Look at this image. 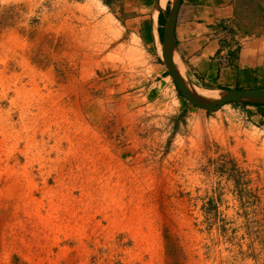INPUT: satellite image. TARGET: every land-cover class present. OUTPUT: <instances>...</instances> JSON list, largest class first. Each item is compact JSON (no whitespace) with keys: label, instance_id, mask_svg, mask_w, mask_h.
<instances>
[{"label":"rangeland","instance_id":"obj_1","mask_svg":"<svg viewBox=\"0 0 264 264\" xmlns=\"http://www.w3.org/2000/svg\"><path fill=\"white\" fill-rule=\"evenodd\" d=\"M235 3L237 42L264 36ZM122 10L0 0V264H264V130L187 104ZM260 54L228 85L263 88Z\"/></svg>","mask_w":264,"mask_h":264},{"label":"crops","instance_id":"obj_2","mask_svg":"<svg viewBox=\"0 0 264 264\" xmlns=\"http://www.w3.org/2000/svg\"><path fill=\"white\" fill-rule=\"evenodd\" d=\"M122 1L124 5L122 11L135 10L144 13L140 16V20L144 25L143 30H148L146 37L144 35L143 38L137 32L138 28L136 31L134 27H130L132 31L129 32L128 39L120 42L122 48H126L129 44L136 45L142 39H144L142 43L146 42L147 45V36L153 42L151 12L155 0ZM169 5L170 2L165 1L163 9L158 13V33L160 26L163 25L164 28V18ZM235 9V0L180 1L175 22L176 50L185 66L187 76L194 84L212 89H233L235 85L228 84L240 82L242 71L257 68L258 65L255 63H258V56L264 52V36L246 42H237V39L241 41L247 36H240L235 32L237 31L234 26ZM233 107L239 108L242 114L246 115L245 118L250 121L252 127L264 130V105L245 103Z\"/></svg>","mask_w":264,"mask_h":264},{"label":"water","instance_id":"obj_3","mask_svg":"<svg viewBox=\"0 0 264 264\" xmlns=\"http://www.w3.org/2000/svg\"><path fill=\"white\" fill-rule=\"evenodd\" d=\"M167 1L170 2V5L164 18L162 37L159 35L157 28L158 13L163 9L160 0H155L152 8L151 33L156 53L185 102L207 112H215L223 106L235 102L264 105V87L255 89H212L201 87L191 81L176 50L175 22L181 0ZM197 87L208 89L214 92L216 96H202L196 91Z\"/></svg>","mask_w":264,"mask_h":264},{"label":"bare ground","instance_id":"obj_4","mask_svg":"<svg viewBox=\"0 0 264 264\" xmlns=\"http://www.w3.org/2000/svg\"><path fill=\"white\" fill-rule=\"evenodd\" d=\"M165 1H167V0H160L161 6H163ZM179 70H180V68H179ZM196 91L198 93H200V95H202V96H206V97H214V96H216V95H214V92H212V91H210L208 89H205V88H198L197 87Z\"/></svg>","mask_w":264,"mask_h":264},{"label":"trees","instance_id":"obj_5","mask_svg":"<svg viewBox=\"0 0 264 264\" xmlns=\"http://www.w3.org/2000/svg\"><path fill=\"white\" fill-rule=\"evenodd\" d=\"M162 21H163V19H162ZM148 31V30H147ZM150 34V33H149ZM159 34H160V36L162 37V34H163V25L162 26H160V28H159ZM146 40H148V41H151L149 38H148V36H147V39ZM253 71V70H252ZM241 88H243V87H238V86H235L233 89H241ZM232 106H237V105H240V104H245V103H239V102H235V103H230ZM247 104H252V103H247ZM253 105H260V104H253Z\"/></svg>","mask_w":264,"mask_h":264}]
</instances>
